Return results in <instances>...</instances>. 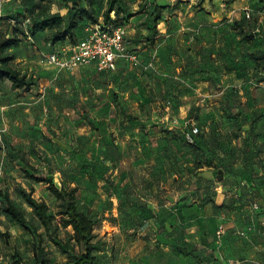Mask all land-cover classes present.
<instances>
[{
	"label": "rangeland",
	"instance_id": "obj_1",
	"mask_svg": "<svg viewBox=\"0 0 264 264\" xmlns=\"http://www.w3.org/2000/svg\"><path fill=\"white\" fill-rule=\"evenodd\" d=\"M22 2L6 0L0 5L2 30L9 24V18H4L8 15H18L12 26L28 29L31 15ZM51 2L55 12H66L62 0ZM145 2L137 0L133 10L143 9ZM95 4L100 20H104L106 0ZM111 17L117 18L115 12ZM132 19L122 25L125 38L147 61L153 57L151 48L143 44L150 31L149 21L146 17L141 23ZM43 35L36 44L23 41L27 59L17 63L22 72L30 73L32 87L14 89L10 81L0 82V191L8 193L43 233L45 264H70L73 252L83 248L70 239L71 227L60 226L46 233L19 190L33 188V195L45 201L56 216L55 223L61 203L46 183L24 176L23 165L10 146L23 152L59 187L76 189L78 206L97 220L94 242L99 264H201L195 254L184 256L176 244L168 242L180 237L190 242V247L204 251L200 253L202 264H220L209 256L222 257L223 264L228 253L235 255L234 264H264V84L219 95L218 113L213 115L219 135H211L212 153L193 152L191 159L188 154L187 161L185 157L178 161L177 171L165 168L163 172L155 166H140L136 147L123 146V132L107 119L117 111L115 93L119 97L127 87L139 93V75L144 68L122 62L116 69L99 70L92 64L60 72L53 81L56 70L39 61V52L53 47L43 43ZM191 107L184 126L202 128L196 119L203 106L194 103ZM156 138L154 148L159 147ZM218 168L223 169L222 180L215 172ZM4 207L0 202L2 253L13 264L16 259L39 264L33 237ZM128 217L136 220L134 227H129ZM220 225L224 230L219 236ZM192 236L199 241L188 240ZM138 238L144 244V257L126 252L129 241ZM227 262L230 264V258Z\"/></svg>",
	"mask_w": 264,
	"mask_h": 264
},
{
	"label": "trees",
	"instance_id": "obj_2",
	"mask_svg": "<svg viewBox=\"0 0 264 264\" xmlns=\"http://www.w3.org/2000/svg\"><path fill=\"white\" fill-rule=\"evenodd\" d=\"M21 1H23L22 4L24 5L25 10H28L31 15L28 29L26 30L21 26L17 27L16 25H11V22H13L18 17V15H8L4 17L9 18V24L4 30L0 28V82L4 83L6 81H10L11 86L14 89H30L33 85V81L29 76L30 73L28 71L22 72L16 63V48L24 40H27L29 43L36 44V40L39 41L40 34H44L43 36L45 40L43 43L53 47L47 50H42L48 52L55 51L63 45L77 44L85 37L86 28L92 24L100 23L104 29L120 27L125 22H128L130 19H132L140 11H142V9L139 11L133 10L134 3L137 0H134L133 2H130V0H106L107 8L105 11L104 20H100V16L97 13L95 4L97 0H62V7L66 10L64 14L54 11L51 6V0ZM144 1H148V3L145 2L146 5L143 7V9H146V22L148 23L149 21V24L147 25H149L148 28L150 31L145 36L143 44L146 45L145 48H153L155 47L157 41L163 36V33L160 31L158 25L160 22L167 20V15L165 13L166 6L165 4L160 3L159 0ZM181 1L182 0H177V2ZM232 1L234 0H227V2ZM253 3L256 5V8L255 10L250 11V17L247 16L246 12H244L240 20L235 23V25L239 24L241 33L246 40L251 39L253 37V33L249 34L247 31H245V29L258 26L260 22V15L264 11V0H253ZM112 12H115L117 17L116 19H112ZM21 15H23V12ZM112 22L116 24L112 26ZM81 26H83L82 33L79 34V29ZM129 48L132 51L137 52L130 46ZM257 60L258 62L256 63L255 73L251 77L247 78V81L243 83L242 87L248 88L253 84H260L261 82H264V74L262 73V69H264V59L259 57ZM122 62L124 61L119 62V64ZM237 90L239 89L234 86H230L225 89L223 95ZM163 99L166 102H170L171 110L174 115L179 113V95L175 94L171 96H164ZM114 101L116 104H119V97L117 93L114 94ZM191 108L189 110L190 115L192 114ZM146 109L147 108L144 107V110ZM196 111L197 109L193 112ZM217 113L216 109L214 111L205 113L202 110L201 116L196 119L197 122H200V124L202 123V128L199 125H196L199 130L195 135L194 142H189L186 139L185 132L189 126H184V122L179 127L173 129L169 128V126L166 124L160 126L159 128L158 123H153L151 128L148 129L149 127L146 124H143L137 115H129L128 121L141 128V133L144 140L147 139L148 135V137L156 136L157 138L155 140L157 142L159 141V147H157L158 153L155 160L156 162L150 166H155L159 170L161 168V171L163 172L165 171V168H167L168 171L170 169H175V171H177L176 169L178 166H180L178 161L183 160V157H185V160L187 161L188 154L189 158L191 159L193 152L197 153L198 155L212 153L210 143L213 138L211 135H219V133H216V129L218 130V120L213 116ZM134 125L130 127L131 131L136 127ZM154 128L157 130L155 131ZM159 133L162 134V137L157 136ZM150 142L152 143L154 141L152 140ZM2 148L3 147L0 145V151ZM10 152L14 153L15 157L22 163L24 176L26 178L36 182L46 183L47 189L56 197L57 200L60 201L62 206L60 218L58 219L57 223H55L56 216L49 212V206L45 201L39 200L33 195V188L30 190L21 188L19 190L25 202L32 208L34 214L46 229V233L48 235L60 226L72 228L70 239L74 240L75 243L81 246L83 249L77 253L73 252V259L70 264H99L101 259L95 253L96 245L94 242L97 220L95 217L90 216L78 206L76 189H68L65 186L59 187L51 176L44 175L43 170L32 164L24 155V153L16 150L14 146H10ZM220 169L221 168L215 170L217 177L218 171ZM221 170L223 171V169ZM0 202L4 203L5 213L33 237L35 246L37 248V262L39 264H45L46 261L42 257L45 251L44 247H42L44 235L39 230V227L34 222H32L12 201L8 193L0 191ZM133 214H135V212H133ZM143 215H145V213H143ZM128 218L130 222L129 227H134L136 225V220L132 217ZM168 242L170 244H176L178 251L184 256L195 254L196 260L202 264L203 261L200 258V253H203L204 251L199 247H190L192 244L187 242V240L183 241L181 237L176 239L174 242ZM72 249H75L74 246H72ZM209 258L214 260L216 263L221 264V259H217L218 257L209 256ZM16 261V264H27L23 260L16 259Z\"/></svg>",
	"mask_w": 264,
	"mask_h": 264
},
{
	"label": "crops",
	"instance_id": "obj_3",
	"mask_svg": "<svg viewBox=\"0 0 264 264\" xmlns=\"http://www.w3.org/2000/svg\"><path fill=\"white\" fill-rule=\"evenodd\" d=\"M159 2L166 6L167 20L160 22L163 36L149 51L155 59V68L144 69L145 74L139 75V93L132 87L120 91L119 104L115 103L116 113L107 116L123 132L121 144L136 147L135 158L140 166L155 164L158 151L149 139L154 137L144 140L141 128L128 121L129 115L139 116L148 129L153 123H158L159 128L165 124L171 129L177 128L186 121L194 103L202 105L204 113L214 111L219 95L230 86L241 89L255 73L257 59H264V11L258 26L245 29L253 33L251 39H244L239 24L235 25L246 10H255L253 0ZM146 15V9H142L132 20L141 23ZM22 45L23 42L16 48V63L27 59ZM262 71L264 74V69ZM175 94L180 101L176 115L172 113L170 102L163 99ZM133 125L136 127L131 131ZM157 136L162 137V134ZM1 233H4L2 227ZM188 240L197 242L199 238L192 236ZM127 248L126 252L134 257H144L141 239H131ZM234 256L226 254L230 260H234ZM227 259H223V264H228Z\"/></svg>",
	"mask_w": 264,
	"mask_h": 264
},
{
	"label": "built area",
	"instance_id": "obj_4",
	"mask_svg": "<svg viewBox=\"0 0 264 264\" xmlns=\"http://www.w3.org/2000/svg\"><path fill=\"white\" fill-rule=\"evenodd\" d=\"M5 1L0 0V5ZM246 14L250 17V10H246ZM39 61L42 65L56 70L57 74L53 77V81L57 79L60 72L92 64L96 65L99 70L116 69L121 61L138 64L145 69L155 68L154 57L144 61L139 53L129 48L125 38V30L122 26L104 29L100 23L88 26L85 37L77 44L63 45L58 50L50 52L41 50L39 52ZM46 89L47 87L43 93H46ZM198 130V127L192 124L185 132L186 139L189 142H194ZM223 230L224 226L220 225L219 236L222 235ZM234 263L235 260H230V264ZM0 264L13 263L0 252Z\"/></svg>",
	"mask_w": 264,
	"mask_h": 264
},
{
	"label": "water",
	"instance_id": "obj_5",
	"mask_svg": "<svg viewBox=\"0 0 264 264\" xmlns=\"http://www.w3.org/2000/svg\"><path fill=\"white\" fill-rule=\"evenodd\" d=\"M218 179H223V171L221 169L218 171Z\"/></svg>",
	"mask_w": 264,
	"mask_h": 264
}]
</instances>
